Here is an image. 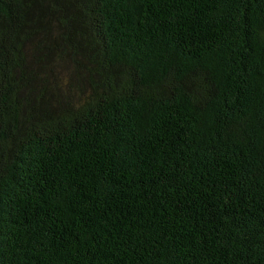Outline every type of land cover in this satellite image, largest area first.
Listing matches in <instances>:
<instances>
[{"label": "trees", "instance_id": "16d2710c", "mask_svg": "<svg viewBox=\"0 0 264 264\" xmlns=\"http://www.w3.org/2000/svg\"><path fill=\"white\" fill-rule=\"evenodd\" d=\"M0 264H264V0H0Z\"/></svg>", "mask_w": 264, "mask_h": 264}]
</instances>
